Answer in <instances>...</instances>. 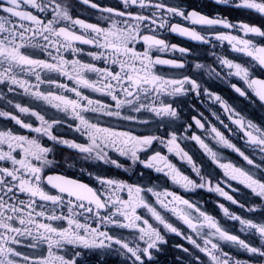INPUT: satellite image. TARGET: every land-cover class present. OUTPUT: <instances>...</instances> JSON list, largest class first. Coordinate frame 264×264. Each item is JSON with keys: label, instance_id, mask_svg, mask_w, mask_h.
<instances>
[{"label": "snow or ice", "instance_id": "1", "mask_svg": "<svg viewBox=\"0 0 264 264\" xmlns=\"http://www.w3.org/2000/svg\"><path fill=\"white\" fill-rule=\"evenodd\" d=\"M161 256L264 264V0H0V264Z\"/></svg>", "mask_w": 264, "mask_h": 264}, {"label": "flooded vegetation", "instance_id": "2", "mask_svg": "<svg viewBox=\"0 0 264 264\" xmlns=\"http://www.w3.org/2000/svg\"><path fill=\"white\" fill-rule=\"evenodd\" d=\"M228 18L231 19V20H234V21H235V20H238V19H241V18H245V19H248V20L256 21V18H255L254 16L243 17V16H242V13H240V12H235V11L232 12V13H230V14H228ZM256 22H258V21H256ZM233 34L242 35V34H239V33H233ZM171 42H172V43H180L181 46H183L184 43H186L185 41L182 40V38H179V37H176V36H173V37L171 38ZM227 48H228V46H227V44H226V42H225V49L227 50ZM154 55H159V56H161V58H165V59L170 58V54H169V53H154ZM219 88H220V89H225V90H226V86L223 85V84H220V85H219ZM32 122L34 123V125H38V122H36L34 118H32ZM45 139H46V138H45ZM163 154L167 155V151H166V149L164 150V153H163ZM226 155H228V154L226 153ZM229 158H230V159H238V158H236V157L234 156V154H231V155L229 156ZM170 159H171L172 162H173L174 164H176L178 167L181 166L180 161H179L176 157L171 156ZM151 175H152L153 177H156V176H157V174H156L155 172H152ZM70 178H74V177H70ZM83 179H84V182H87V176L83 177ZM154 182H155V183H159V184H163V183H164L163 180H154ZM168 185H169V187L171 188V181H168ZM176 190L179 191L178 188H177ZM197 198H198V197H193V199H197ZM204 199H205V200H209V205H208V206H209L210 208L213 207V206L211 205L210 197H209L208 195H206V196L204 197ZM201 202L203 203V200H202ZM240 258L243 259L244 257L241 256ZM113 259H115V258H113ZM170 261H171V256H161V264H170Z\"/></svg>", "mask_w": 264, "mask_h": 264}]
</instances>
